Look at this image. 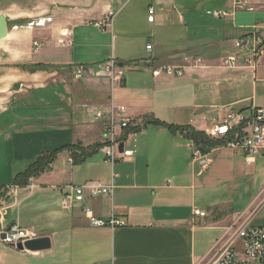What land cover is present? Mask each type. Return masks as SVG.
Segmentation results:
<instances>
[{
    "label": "crops",
    "instance_id": "obj_1",
    "mask_svg": "<svg viewBox=\"0 0 264 264\" xmlns=\"http://www.w3.org/2000/svg\"><path fill=\"white\" fill-rule=\"evenodd\" d=\"M116 1L109 0L99 14L60 8L59 0H50L41 13L35 6L20 10L18 2L10 9L0 6L9 29L0 41V187L13 186L38 158L60 151L51 167L30 180L35 190L20 188L8 211L6 226L18 223L52 243L39 253L14 249L18 264H209L227 227L237 222L264 228V179L256 181L264 176V151L248 164L240 152L223 146L203 150L208 161L203 169L185 132L155 124L206 134L230 113L248 118L253 107L264 109V54L254 71L227 69L223 59L236 52L235 42L245 32L223 26L214 37L177 38L170 27L182 20L165 17L175 0L163 6L149 0L143 10L125 16L131 1L119 3L112 30L89 25ZM256 1L264 12V0ZM151 6L155 23L148 21ZM151 28H162L160 38H145ZM66 30L69 37L62 36ZM35 41L43 43L40 51ZM141 41L147 44L139 52ZM144 53L148 60L139 59ZM113 58L122 64L119 83L74 79L73 67L96 68ZM127 63L132 69L125 70ZM161 66L182 68L183 75L155 77L153 70ZM113 106L125 107L143 126L125 143L134 155L114 165L98 149L103 123L95 116ZM88 182L114 185L112 197L87 196L85 205L95 217L114 215L125 226L93 228L83 205L62 208L66 191L59 188ZM19 208L29 212L26 220L21 214L11 218Z\"/></svg>",
    "mask_w": 264,
    "mask_h": 264
},
{
    "label": "built area",
    "instance_id": "obj_2",
    "mask_svg": "<svg viewBox=\"0 0 264 264\" xmlns=\"http://www.w3.org/2000/svg\"><path fill=\"white\" fill-rule=\"evenodd\" d=\"M130 1L132 0H125L122 6H126ZM153 1L159 6H163L166 1L173 0ZM255 6L256 3L252 0H234L235 13L246 10L254 11L256 9ZM119 12L117 11L116 13L115 10L111 9L99 20L90 21L89 25L106 32L113 28ZM156 13L155 6H151L148 9V21L150 23L155 22ZM213 16L216 19H223L228 17L229 14L215 11ZM70 35V33L65 32L62 36L69 37ZM63 44H66V42H63ZM42 47V43L34 42L36 52L40 51ZM151 49L152 46H147V50ZM235 49V53L224 58V64L234 69L244 68L254 71L264 54V24L257 23L250 31L240 36L235 42ZM75 67L80 77L85 68H87L86 65ZM116 67L117 61L113 58L99 65L98 75L109 78L111 81L119 80L120 78L114 74ZM161 74L181 75L182 71L175 67L163 66L154 71L155 76H160ZM96 119L103 123V132L98 149L104 153L106 161L114 165L118 161L122 162L132 157L134 152L126 149L125 143L130 134L137 132L143 126L138 121L131 120L128 117L126 108L113 106L108 112L99 111L96 113ZM206 135L210 139H222L226 142L228 148L240 152L246 162L251 164L264 149V109L253 107L248 118L244 117L240 112L230 113L223 122L207 130ZM121 145H123L122 150H120ZM194 157L201 163L203 169L207 168L208 161L204 159L201 150L196 149ZM71 162H73L72 159ZM16 189L14 186L0 187V242L6 246L24 245L28 241L39 238L34 230L25 229L18 223L10 226L5 225L6 216L12 207L7 204V201L17 198ZM59 189L66 191L62 201V208L70 210L76 204L83 205V213L89 219L90 227L116 228L126 225L123 220L117 219L114 215L107 220L95 217L91 208L85 205L87 196L91 198L112 197L114 193L113 184L102 185L96 182H88L83 185H69ZM195 213L199 216H205V213L200 210H196ZM235 231L227 242L216 251L209 264H264V228L248 225L240 226ZM227 233L228 231L225 234ZM3 235L5 236L4 238Z\"/></svg>",
    "mask_w": 264,
    "mask_h": 264
},
{
    "label": "rangeland",
    "instance_id": "obj_3",
    "mask_svg": "<svg viewBox=\"0 0 264 264\" xmlns=\"http://www.w3.org/2000/svg\"><path fill=\"white\" fill-rule=\"evenodd\" d=\"M59 1H62L64 3L60 4V2H56L55 6H58V7L63 8V9L65 8L67 10H76V8L82 7L84 10L92 11V13H94V14L95 13L99 14L100 12H102L104 10L105 6H107L108 2H109V0H85L84 1L85 3H83L82 6H79V5L77 6L75 4H69V2H67L66 0H59ZM148 1L149 0H132L125 7L122 14L124 16L127 15V14H125L127 11H129V13H134V14L137 12H140L141 10H143L145 4ZM252 1L254 2V0H252ZM259 1H262V0H259ZM16 2H18L20 10H24V11L26 9L32 10L33 6H35V8L38 10L39 13L43 12V10L46 8L48 9L50 6V0H15V1L14 0H1L0 6L4 9H10V8H12V6ZM119 3L123 4V3H125V0H117L116 3L113 5V10L117 11V9H119L121 7V5ZM255 3H256V6H255L256 9L254 11H247V10L246 11H237L235 13L234 17H226L223 19H216L215 17H213V13L215 11H222V12H225L227 14H231L234 11V0H175L172 6H168L166 8L165 17H167L169 19V20H167L169 22L171 21L170 16L172 18L178 20V21L180 19L182 20L183 24L177 23L175 26L170 27V29L172 28V30H173V35L176 36L177 38H180V39L184 38V37L193 38V39L206 37V36L207 37H214L215 34H217L223 26L228 31H235L236 30V31H239L240 33H242V32L246 33L248 31H250L252 29V27H254L257 23L264 24V12L258 10L260 3H258L256 0H255ZM161 30H162V28H161ZM161 30L159 28H153V29L151 28L149 30H145V32H144L145 38H146V36L147 37L152 36V34L154 36H156V38H158V37L160 38ZM66 32L70 33L68 30ZM35 42H37V41H35ZM39 43H41V42H39ZM66 44H64V45H66ZM146 44H147L146 41L140 42V47L137 48L139 50V52H141L142 49L145 48ZM180 47H182L181 44H180ZM34 50H35V48H34ZM230 55H232V54H229L228 56H230ZM228 56H226V57H228ZM149 57H150L149 55L147 56L144 53V55H142V57H140L139 59L140 60L141 59L148 60ZM242 59H244V58H242ZM196 62L199 64V63H202V60L197 59ZM223 65L227 69H234V68H231L230 66H226L224 64V62H223ZM161 67H163V66H161ZM161 67L155 68L153 70V75H154V71L158 68H161ZM175 68H177V67H175ZM127 69H132L129 66V63H127V66H125V70H127ZM178 69H181L182 74L176 75V76H182L183 75V69L182 68H178ZM78 73L79 72H77V68L73 67L72 74H73L74 79H76V80H82V79L87 78V77H94L97 79L108 80L112 84H116V83H119L121 81L122 75H123V70H122V67L119 65V63L117 62V67L114 71V74H115V76L117 75L120 79L116 80V81H111L109 78H104V77L99 76L98 75L99 74V65H97L96 68H91V69L87 66V68H85V71L82 72L81 77L78 75ZM155 77H158V76H155ZM223 147L228 148L226 145V142L223 145ZM196 148L201 150L203 153V150L201 148H198V147H196ZM228 149H231V148H228ZM231 150H233V149H231ZM263 151H264V149L261 151V153L257 157H259ZM72 153H76V152H72ZM204 159H206L205 156H204ZM257 177H258V175H257ZM254 179H255V175H254ZM263 179H264L263 175L259 176L258 180H256L257 184L259 185ZM30 184L31 183L29 182V185H27L25 187H20V186H15V185H13V186L17 188L16 189L17 191L20 188L21 189L24 188V189H27L28 191L32 192L35 189L32 188L33 185H30ZM15 202H16V199H10L7 201V204L12 206V203H15ZM18 214H21L22 218L24 220H26L29 212L25 208H22V209L19 208L17 210H14V213L11 215V218L14 216L15 217L18 216ZM7 216H8V214H7ZM7 216H6V219H7ZM29 219H30V217H29ZM248 225H249V223L248 224L247 223L240 224V223L236 222V223L232 224L231 226L227 227L224 231V234H223V236H225V235L226 236L223 238L222 237L220 238V240L218 241V243L216 244L214 249L211 251L210 257L212 258L215 255L216 251H218L220 249V247H222V245L227 242V240L230 238V236L236 232L235 230L238 227L248 226ZM228 229H231L232 231L228 230ZM227 231H228V233L225 234ZM39 238H41V237H39ZM14 253H17V252H15V250L13 248H11L10 246H6L0 242V256H2V258L4 260L2 264H18L17 261L15 260L17 255ZM26 253H30V252H26ZM13 254L15 256H13ZM211 258H210V261H211Z\"/></svg>",
    "mask_w": 264,
    "mask_h": 264
},
{
    "label": "trees",
    "instance_id": "obj_4",
    "mask_svg": "<svg viewBox=\"0 0 264 264\" xmlns=\"http://www.w3.org/2000/svg\"><path fill=\"white\" fill-rule=\"evenodd\" d=\"M158 126L166 127L173 133L178 131L185 132V136L187 139L194 142L196 147L201 148L204 151H209L211 148L220 147L225 144L223 140H212L205 133L199 132L195 129L189 128H179L171 125H167L162 122H155ZM70 150H75L74 148ZM60 152V151H58ZM51 154L49 156H44L38 158L25 172L16 176L14 180L15 186L25 187L29 185V182L32 178L39 177L45 170L51 167L54 156L58 153Z\"/></svg>",
    "mask_w": 264,
    "mask_h": 264
},
{
    "label": "water",
    "instance_id": "obj_5",
    "mask_svg": "<svg viewBox=\"0 0 264 264\" xmlns=\"http://www.w3.org/2000/svg\"><path fill=\"white\" fill-rule=\"evenodd\" d=\"M8 34H9V30H8L6 17L4 15H0V41L6 39L8 37ZM122 148L123 145L120 146V150H122ZM4 237L5 236L3 235V238ZM10 247L20 252L27 251L30 253H39L50 250L52 247V243L50 237H41L28 241L24 245L23 244L10 245Z\"/></svg>",
    "mask_w": 264,
    "mask_h": 264
},
{
    "label": "bare ground",
    "instance_id": "obj_6",
    "mask_svg": "<svg viewBox=\"0 0 264 264\" xmlns=\"http://www.w3.org/2000/svg\"><path fill=\"white\" fill-rule=\"evenodd\" d=\"M116 13H117V11H116ZM7 20V19H6ZM94 21H96V20H94ZM155 23V22H154ZM7 25H8V23H7ZM9 30V29H8ZM67 31V30H66ZM66 31H64V33L66 32Z\"/></svg>",
    "mask_w": 264,
    "mask_h": 264
}]
</instances>
